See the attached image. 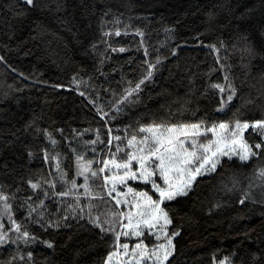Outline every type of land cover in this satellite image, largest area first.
<instances>
[{
	"label": "trees",
	"instance_id": "trees-1",
	"mask_svg": "<svg viewBox=\"0 0 264 264\" xmlns=\"http://www.w3.org/2000/svg\"><path fill=\"white\" fill-rule=\"evenodd\" d=\"M7 2L0 0V56L5 57L4 61H0V184L14 187L18 182L17 174L36 176L43 173L47 176L51 172L56 176L54 167L44 163L39 156L24 167L26 161L21 158L23 143L31 142L34 148L44 143L42 139H34L30 135L31 129L24 131V124L34 117L39 118L36 122L40 127L49 128L60 141L54 151L60 152L62 159L64 153L68 154L69 159L64 160L63 166L71 176L75 171L74 166H69L71 153L55 129L63 128L66 136L72 135V129L82 132V138L73 140V146L78 151H84L82 140L95 138L97 128L102 138L106 139V127L96 112V106L109 113L108 126L113 133L118 127L123 129L125 125H135L137 120H196L205 114L227 118L231 110L215 112L220 94L208 87L210 82L225 83L224 76L227 74L229 81L239 90L230 109L242 106V118L258 114L250 110L251 106H243L242 97L252 91V84L255 83L257 88L260 85L251 76H245L241 53L231 47L236 31L247 30L259 40L264 17L261 16L258 0H86L89 5H96V15H89L87 19L79 7L81 0H68V12L61 14L68 24L62 25L55 16L45 13L40 19L48 25L49 31L35 40L31 39L30 21L21 25L6 11ZM104 5L112 6L117 14L124 12L121 36L101 37L97 17ZM253 7L256 11L249 15L246 10ZM208 9L217 12L223 23H227L224 17L231 19V24L207 30L204 13ZM36 15L33 13V18ZM242 15L243 19L240 18ZM89 23L90 27L87 26ZM125 25L129 26L127 35L123 34ZM66 27L71 31L65 30ZM112 27L111 23L107 25L109 29ZM136 28L145 33L143 38L135 35ZM166 28L173 31H165ZM9 35L13 38L9 39ZM218 38L228 45L220 50L219 64L216 62L217 53L207 47L216 43ZM102 39H108L112 46L124 47L126 51L112 52L100 42ZM92 43L97 44L95 51L91 49ZM145 61L155 65L151 79L119 104L121 111L115 113L112 106L125 95L127 89L135 88L145 75L148 66ZM253 63L252 75L255 76L259 62ZM74 76L79 81L78 87L72 83ZM56 84L63 87H53ZM206 89L207 95H202ZM80 91L86 96L79 95ZM89 100L95 101V105ZM113 115L115 120L111 119ZM85 129L89 131L85 132ZM12 132L16 136L10 135ZM97 147L102 149L104 146ZM86 156H92L90 150L86 151ZM236 163L239 164L238 161ZM261 165H264V160H255L247 167H240L241 179L249 176L254 166ZM234 170L224 171L223 175L198 177L189 196L179 198L178 210L173 212L174 226L180 229V236L175 240L177 253L173 264H210L213 253L222 257L235 249L243 252L259 244L255 233L251 241L245 240L242 233L250 226L260 232V206L249 205L242 209L235 203L234 193L222 190V181H227ZM56 183L57 190H60L61 182L57 180ZM29 193L30 190L18 195ZM57 200L63 203L58 205ZM45 203L49 215L54 212L60 215L67 203L74 201L71 197H51ZM216 203L221 206L209 213L208 209ZM93 204L97 205L94 212L110 207L103 201H93ZM69 222L72 228H62L59 233L51 230L41 233L46 237L51 235L58 245H63L49 259L55 264H68L76 250L86 249L78 257L82 264H100L108 246L99 242L92 231L77 225L75 220L70 218ZM84 223L80 221L81 225ZM93 241H96L95 245L89 247ZM146 242L154 240L149 237ZM130 243H135V240ZM34 251L37 264H44L43 257L50 250L40 245ZM3 255L6 254L0 251V256Z\"/></svg>",
	"mask_w": 264,
	"mask_h": 264
},
{
	"label": "snow or ice",
	"instance_id": "snow-or-ice-1",
	"mask_svg": "<svg viewBox=\"0 0 264 264\" xmlns=\"http://www.w3.org/2000/svg\"><path fill=\"white\" fill-rule=\"evenodd\" d=\"M5 7L21 25L24 21H30L33 40L49 31L48 25L40 19L45 13L55 16L62 25L68 24L67 20L61 18V14L68 12V0H8ZM79 7L85 19L89 15H96L95 3L89 5L86 0H81ZM258 7L264 17V0H258ZM246 11L251 15L256 9L253 7ZM33 13L37 14L35 18ZM204 15V23L209 31L231 24V19L227 17H224L227 23H223L220 15L212 9L206 10ZM123 16L124 12L117 14L112 6L104 5L97 17L101 37L121 36ZM240 18L243 19V15ZM109 23L113 25L111 29L107 28ZM124 27L123 34L127 35L126 29L129 26ZM65 30L71 31V28L66 27ZM165 31L173 30L166 28ZM135 35L143 38L145 33L136 28ZM233 35L235 41L231 47L241 53L245 76H251L260 85L257 88L255 83L252 84V91L242 97L243 106H251L250 110L258 113L256 115L242 118V106L230 109L239 90L229 81L227 74L224 76L225 83L210 82L208 85L220 94L215 112L231 110L227 118L205 114L196 120H137L135 125H125L123 129L118 127L116 133H113L108 126L109 113L96 106V112L106 127V139L102 138L97 128L95 138L82 140L84 151H78L73 146V140L82 138V132L72 129V135L66 136L63 128L55 129L71 153L69 166L75 169L71 176L63 166L64 160L69 159L68 154L64 153L62 159V154L54 151L60 141L53 131L40 127L36 122L38 117L27 121L23 126L24 131L31 129L30 135L34 139H42L44 143L38 148H34L31 142L23 143L21 158L26 161L24 167L39 156L44 163L54 167L56 176L51 172L47 176L43 173L36 176L17 174L18 182L14 187L0 184V251L6 254L0 256V264H37L34 248L40 245L50 250L43 257L44 264H55L49 257L63 245H58L51 235L46 237L41 233H49L50 230L59 233L62 228H72L70 218L86 231H92L99 242L108 246L100 264H173L177 253L175 240L180 236V229L174 226L173 212L178 210L179 198L189 196L198 177L223 175L224 171L233 168L235 170L227 181H222V190L234 193L235 203L242 206V209L249 205L260 206V232L257 233L256 228L250 226L242 233L245 240L249 241L255 233L259 244L243 252L235 249L222 257L213 253L210 264H264V165L254 166L251 174L243 179L239 171L240 167H247L255 160H264V24L260 26L258 41L247 30L236 31ZM8 38L13 37L9 35ZM100 42L112 52L126 51L124 47L112 46L108 39ZM227 46L221 38L207 45L212 52L217 53L218 64L221 62L220 50ZM91 49L95 51L97 44L92 43ZM144 54L147 56V48ZM4 59V56H0V61ZM254 61L259 62L255 76L252 75ZM100 63H103V59ZM145 63L148 64L145 75L135 84V88L127 89L125 95L112 106L115 113L121 111L119 104L151 79L155 65L147 61ZM72 83L79 86L75 76ZM53 87L62 88L63 85L56 84ZM79 95L86 96L83 91ZM202 95H207V89ZM89 103L95 105V101L89 100ZM111 119L115 120L116 116L113 115ZM10 135L16 136V133ZM97 145L104 147L98 149ZM88 150L92 153L91 157L86 156ZM57 180L62 184L60 190H57ZM28 190L29 194L18 195ZM51 197H71L74 203H67L63 214L56 215L54 212L49 215L45 201ZM93 201H103L106 205L110 204V207L106 211L94 212L97 205ZM55 202L58 205L63 203L62 200ZM220 206L219 203L213 204L208 212ZM80 221L85 223L81 225ZM149 237L154 242L147 243ZM133 239L135 243H130ZM95 243L91 242L89 247ZM82 251L87 250H76L68 264H82L78 259Z\"/></svg>",
	"mask_w": 264,
	"mask_h": 264
},
{
	"label": "rangeland",
	"instance_id": "rangeland-1",
	"mask_svg": "<svg viewBox=\"0 0 264 264\" xmlns=\"http://www.w3.org/2000/svg\"><path fill=\"white\" fill-rule=\"evenodd\" d=\"M80 182H82V179H81V181ZM107 210V208H102V210L101 211H106Z\"/></svg>",
	"mask_w": 264,
	"mask_h": 264
}]
</instances>
